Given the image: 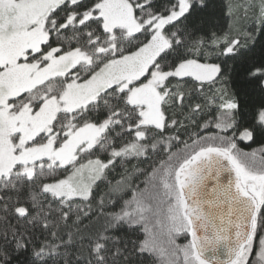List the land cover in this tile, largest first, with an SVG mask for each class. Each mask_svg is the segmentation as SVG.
I'll return each instance as SVG.
<instances>
[{
    "label": "snow or ice",
    "instance_id": "6c2138e0",
    "mask_svg": "<svg viewBox=\"0 0 264 264\" xmlns=\"http://www.w3.org/2000/svg\"><path fill=\"white\" fill-rule=\"evenodd\" d=\"M0 264H264V0H0Z\"/></svg>",
    "mask_w": 264,
    "mask_h": 264
}]
</instances>
